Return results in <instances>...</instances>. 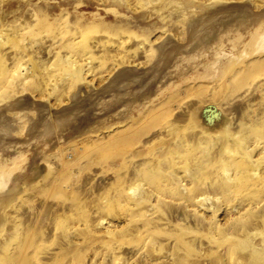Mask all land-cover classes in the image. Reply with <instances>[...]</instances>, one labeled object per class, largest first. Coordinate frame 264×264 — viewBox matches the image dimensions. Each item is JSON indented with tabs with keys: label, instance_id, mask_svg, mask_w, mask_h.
Wrapping results in <instances>:
<instances>
[{
	"label": "rangeland",
	"instance_id": "1",
	"mask_svg": "<svg viewBox=\"0 0 264 264\" xmlns=\"http://www.w3.org/2000/svg\"><path fill=\"white\" fill-rule=\"evenodd\" d=\"M0 264H264V0H0Z\"/></svg>",
	"mask_w": 264,
	"mask_h": 264
}]
</instances>
